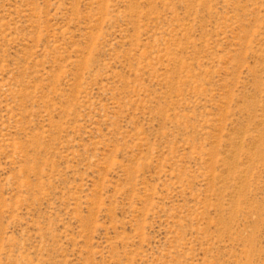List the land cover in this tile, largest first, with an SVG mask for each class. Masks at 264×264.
Segmentation results:
<instances>
[{"label":"rangeland","instance_id":"obj_1","mask_svg":"<svg viewBox=\"0 0 264 264\" xmlns=\"http://www.w3.org/2000/svg\"><path fill=\"white\" fill-rule=\"evenodd\" d=\"M0 264H264V0H0Z\"/></svg>","mask_w":264,"mask_h":264}]
</instances>
